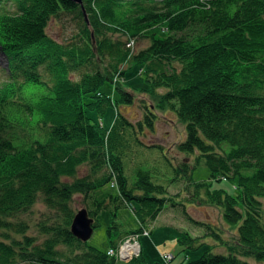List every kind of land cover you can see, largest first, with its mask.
<instances>
[{
  "label": "trees",
  "instance_id": "16d2710c",
  "mask_svg": "<svg viewBox=\"0 0 264 264\" xmlns=\"http://www.w3.org/2000/svg\"><path fill=\"white\" fill-rule=\"evenodd\" d=\"M8 1H15V13L5 9ZM83 3L89 24L70 0H0V51L10 71V79L0 85V264H168L160 253V262L149 263L142 252L120 262L71 233L77 194L91 201L86 210L94 228L98 214L111 204L132 209L141 227L124 233L121 241L150 237L148 226L173 201L150 172L139 169L133 179L128 173L136 125L120 110L134 104L136 95L153 103L142 105L143 122L137 124L153 129L154 108L175 114L185 125L178 151H198L196 166L204 160L209 176L191 183L195 167L187 163L177 172L187 176L193 201L219 209L236 231L231 245L211 226L204 236L178 237L186 252L206 249L199 259L187 256L180 264H252L247 258L264 264V0ZM61 14L73 16L78 25L67 43L47 34L50 21ZM112 35L145 38L150 44L130 58L126 40ZM129 61L146 87L132 93L123 82L115 84L114 96L101 91L114 85L119 71L125 79L122 68ZM73 74L80 75L77 81ZM110 109L117 114L106 129L99 121ZM85 165L92 174L78 178ZM222 182L226 189L216 187ZM107 184L119 194L100 202L95 193ZM40 199L56 216L48 220L51 224L37 226L45 236L38 243L20 216ZM209 236L229 253L213 254L204 243ZM110 243V248L119 244ZM174 260L173 255L169 264Z\"/></svg>",
  "mask_w": 264,
  "mask_h": 264
},
{
  "label": "rangeland",
  "instance_id": "374dc122",
  "mask_svg": "<svg viewBox=\"0 0 264 264\" xmlns=\"http://www.w3.org/2000/svg\"><path fill=\"white\" fill-rule=\"evenodd\" d=\"M4 7L8 12L15 13L17 11L15 1H8L4 3ZM78 25L74 21L73 16L61 14L58 19H52L47 28V34L54 40L60 43H67L71 41L77 33ZM157 33V32H156ZM111 39L127 40V37L112 35ZM126 42V41H125ZM150 44V41L145 38L137 40L134 54L144 49ZM128 45V44H127ZM126 66V76L124 89L129 92L136 93L142 87H146L145 77L139 75V68L129 61ZM86 69L79 70L76 73H83ZM46 78L44 69L39 71ZM79 74H73L71 79L77 81ZM10 79V71L8 60L5 55L0 51V85ZM23 82V79H21ZM105 94L114 96L116 95L115 87L112 84H106L102 90ZM163 91V90H162ZM144 105L153 106L152 101L145 96L136 95L134 104L123 107L120 112L122 115L127 116L132 124H135V132H133V140L131 143V150L128 153V166L131 164L129 174L131 179L135 178L136 172L143 169L150 172L153 177V182L165 186L173 201L166 204L163 212L158 218L148 226L152 231L150 237H141L139 244L141 251L147 262L153 263L161 261L159 253H168L175 256L173 264H180L187 256L190 261L199 259L206 251L202 249L195 252H186L182 246L177 244V238L182 237L184 234H191L193 237L204 236L208 232L207 227L211 226L223 237V240L228 244H234L236 241V231L226 225L222 218V212L209 206H202L194 202L192 199V191H188V178L186 175L178 173L177 168L183 163L190 164L194 168L192 171V182L207 180L209 171L205 166L204 160L197 164L199 152L196 151L192 155H184L178 151V145L183 143L186 139L185 125L179 122L177 116L173 113H162L160 111L150 108V111L156 113L157 120L155 121L154 128L148 127L146 124L140 125L144 118ZM116 110L110 109L106 117L99 121L106 129L112 127L116 117ZM176 117H175V116ZM130 143V142H129ZM133 171V172H132ZM104 172H107L106 170ZM92 174V167L89 165L82 166L79 169L78 178H83ZM72 181V180H68ZM225 182L216 185L217 188L226 189ZM118 189L112 187L111 184L105 185L95 193L98 201L102 202L106 197L117 196ZM109 202V200H108ZM91 201L77 194L73 197L71 208L77 214L82 209H88V204ZM174 204H177L174 206ZM120 207L111 204L109 208L102 210L96 217L98 227L95 228L88 245L94 247L102 252H107L110 248V241L119 243L123 238L124 233L133 231L141 227L136 215L129 207ZM96 207L91 204L90 210ZM114 212L117 218L114 219ZM56 214L49 211L43 201L40 199L33 209L20 216V220L27 224L30 229L27 232L29 236L37 239L41 243L45 236L38 234L37 226L42 223H48L49 219L55 217ZM114 222V225H113ZM111 230V236H109ZM181 235V236H180ZM19 238V237H18ZM204 239V237H203ZM202 239V240H203ZM1 240V239H0ZM206 245L212 248V253L217 255H227L229 253L227 247L218 245L213 237L209 236ZM188 259V260H189ZM252 264H259L252 258L244 259ZM28 264V263H20Z\"/></svg>",
  "mask_w": 264,
  "mask_h": 264
},
{
  "label": "water",
  "instance_id": "95a60500",
  "mask_svg": "<svg viewBox=\"0 0 264 264\" xmlns=\"http://www.w3.org/2000/svg\"><path fill=\"white\" fill-rule=\"evenodd\" d=\"M72 1L74 4H77L81 7L83 15H84V19L86 21V23L88 24V17L84 8V4H83V0H70ZM94 219L90 218L89 213L86 209H82L81 211H79L72 222L71 225V233L72 235L77 238L78 240L86 243L88 242L93 233H94Z\"/></svg>",
  "mask_w": 264,
  "mask_h": 264
},
{
  "label": "built area",
  "instance_id": "2783aa9c",
  "mask_svg": "<svg viewBox=\"0 0 264 264\" xmlns=\"http://www.w3.org/2000/svg\"><path fill=\"white\" fill-rule=\"evenodd\" d=\"M139 250L138 236H131L118 252L110 250L109 254L112 256H119L123 259H131L132 257H136L139 255ZM166 258L167 261H170L171 256L168 255L166 256Z\"/></svg>",
  "mask_w": 264,
  "mask_h": 264
}]
</instances>
